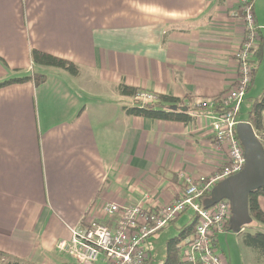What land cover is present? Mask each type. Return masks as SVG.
<instances>
[{
    "label": "crops",
    "instance_id": "obj_1",
    "mask_svg": "<svg viewBox=\"0 0 264 264\" xmlns=\"http://www.w3.org/2000/svg\"><path fill=\"white\" fill-rule=\"evenodd\" d=\"M245 1L0 0V79L47 75L0 88V251L25 263H74L60 245L86 222L112 226L107 203L170 201L181 173L207 176L223 164L224 149L204 128L212 111L199 101L234 84ZM33 48L81 72L37 65ZM121 82L179 97L177 109L196 116L129 115L134 100ZM258 201L264 211V196ZM227 233L218 234L222 252ZM239 248L223 252L230 264H258ZM57 255L66 260L51 261Z\"/></svg>",
    "mask_w": 264,
    "mask_h": 264
},
{
    "label": "built area",
    "instance_id": "obj_2",
    "mask_svg": "<svg viewBox=\"0 0 264 264\" xmlns=\"http://www.w3.org/2000/svg\"><path fill=\"white\" fill-rule=\"evenodd\" d=\"M245 1V31L234 53L236 78L234 84L216 97L199 101L200 107L212 111L210 129L219 148L226 154L223 164L211 175L194 177L181 173V190L166 202H151L145 194L134 204L107 203L105 211L113 225L90 221L81 229H71V237L61 248L70 253L77 264H146L151 257L146 240L167 227L182 213L192 210L197 216L195 233L186 245L185 259L189 264H230L219 250L218 234L226 230L231 216L227 199L205 207L204 195L220 180L240 171L245 164L244 149L237 135L238 115L252 82L253 50L257 45V23L253 3ZM134 99L153 102L155 92L140 89ZM220 105V106H219ZM219 106V107H218ZM218 109V110H217Z\"/></svg>",
    "mask_w": 264,
    "mask_h": 264
},
{
    "label": "trees",
    "instance_id": "obj_3",
    "mask_svg": "<svg viewBox=\"0 0 264 264\" xmlns=\"http://www.w3.org/2000/svg\"><path fill=\"white\" fill-rule=\"evenodd\" d=\"M249 2L253 3L254 0H249ZM257 32L258 41L256 47L253 50V58L251 61L253 79L251 84L249 85V88L255 79L258 66L261 64L263 58V35L259 26L257 27ZM31 58L33 62L37 65L52 66L59 70L67 71L72 75H77L80 71V65L78 63L45 50L33 48L31 50ZM0 60L4 59L0 57ZM46 78L47 75L44 72L35 70L30 74L0 79V88L11 84L23 83L27 81H33L36 85H38L40 83H43ZM118 88L123 95H130L133 97V105L124 107L129 115L143 116L152 119L178 120L185 122L193 119L196 116L195 112L173 109V106H179L181 104L182 99L172 94L159 95L156 101L143 103L139 100L134 99L139 89L124 82H121ZM246 120L251 122L255 129V132L264 144V89L257 97L252 99L251 106L248 112V117ZM209 195L210 192H207L204 197L206 198ZM259 196H264V186L253 191L250 194L249 209L253 219L264 224V211L259 205ZM176 219H174L172 222H174ZM97 223L107 224L111 226L107 221ZM196 224L197 216L195 213H193L190 217V220L179 228V234L168 239L167 254L160 264H189L185 259V249L187 243L195 233ZM226 229H230L229 220L226 223ZM243 229L236 232L239 236H241L242 244L252 253L254 261H256L258 264H264V231L257 230L255 232H246V230ZM2 256H6V253L0 251V258ZM8 264L20 263L9 261ZM26 264L37 263L28 262ZM71 264L77 263L74 262ZM146 264H153L152 257L148 259Z\"/></svg>",
    "mask_w": 264,
    "mask_h": 264
},
{
    "label": "water",
    "instance_id": "obj_4",
    "mask_svg": "<svg viewBox=\"0 0 264 264\" xmlns=\"http://www.w3.org/2000/svg\"><path fill=\"white\" fill-rule=\"evenodd\" d=\"M177 108L178 106H173V109ZM236 131L244 149V167L218 181L203 204L205 207H211L220 200H229L230 229L238 232L253 220L249 209L250 194L264 186V144L251 122L247 120L239 121Z\"/></svg>",
    "mask_w": 264,
    "mask_h": 264
},
{
    "label": "rangeland",
    "instance_id": "obj_5",
    "mask_svg": "<svg viewBox=\"0 0 264 264\" xmlns=\"http://www.w3.org/2000/svg\"><path fill=\"white\" fill-rule=\"evenodd\" d=\"M250 4H252V2ZM253 5L256 16L259 19L258 26L260 27V30L263 35V45H264V0H254ZM241 11L244 14V9H242ZM263 89H264V47H263L262 62L258 66V70L255 75L253 85L250 86L249 93H247L248 96H246V100L241 106L240 113L238 115L239 120L247 119L252 99L257 97L263 91ZM192 214H193L192 210H188L182 213L180 217H178L174 222L170 223L167 227L148 237V239L146 240V248L151 253L153 264H160L163 261V259L167 254L168 239L177 236L179 234V228L190 220ZM80 228L83 229L84 227L82 228L81 225ZM244 229L246 230V232H255L257 230L264 231V224L253 219L251 223L245 225ZM223 233H227L226 235L220 236V246L223 252L225 251L227 256H229L230 254L231 256H233V253L237 255V253H239L240 250L239 248L240 243L242 244L241 236H239L235 231L231 229L229 230L226 229L225 232ZM56 257L57 258L51 261L55 262L60 259L62 261L66 260L65 258L59 255H57ZM18 260L19 259L13 258L10 255H6L0 258V264H8L9 261L18 262L20 264H26L25 262ZM59 262L61 261H58L57 264Z\"/></svg>",
    "mask_w": 264,
    "mask_h": 264
}]
</instances>
